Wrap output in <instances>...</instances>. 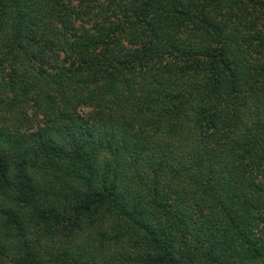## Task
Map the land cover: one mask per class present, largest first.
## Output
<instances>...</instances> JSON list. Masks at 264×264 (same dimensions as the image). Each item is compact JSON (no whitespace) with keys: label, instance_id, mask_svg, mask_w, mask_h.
<instances>
[{"label":"trees","instance_id":"trees-1","mask_svg":"<svg viewBox=\"0 0 264 264\" xmlns=\"http://www.w3.org/2000/svg\"><path fill=\"white\" fill-rule=\"evenodd\" d=\"M0 264H264V0H0Z\"/></svg>","mask_w":264,"mask_h":264}]
</instances>
